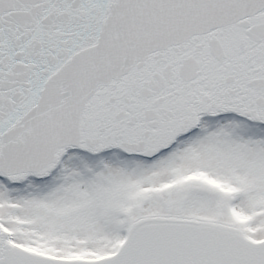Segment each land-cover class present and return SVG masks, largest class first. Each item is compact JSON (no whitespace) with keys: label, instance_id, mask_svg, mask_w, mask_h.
Returning a JSON list of instances; mask_svg holds the SVG:
<instances>
[{"label":"snow or ice","instance_id":"1","mask_svg":"<svg viewBox=\"0 0 264 264\" xmlns=\"http://www.w3.org/2000/svg\"><path fill=\"white\" fill-rule=\"evenodd\" d=\"M0 264H264V0H0Z\"/></svg>","mask_w":264,"mask_h":264}]
</instances>
